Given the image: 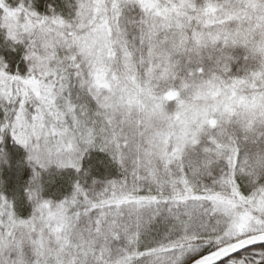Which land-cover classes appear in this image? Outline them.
Segmentation results:
<instances>
[{"label": "snow or ice", "instance_id": "obj_1", "mask_svg": "<svg viewBox=\"0 0 264 264\" xmlns=\"http://www.w3.org/2000/svg\"><path fill=\"white\" fill-rule=\"evenodd\" d=\"M0 264H264V0H0Z\"/></svg>", "mask_w": 264, "mask_h": 264}]
</instances>
